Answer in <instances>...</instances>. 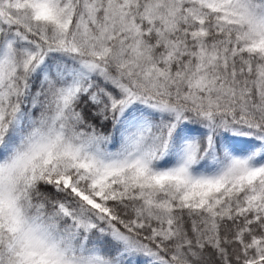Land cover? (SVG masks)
Returning a JSON list of instances; mask_svg holds the SVG:
<instances>
[{
    "label": "snow or ice",
    "instance_id": "1",
    "mask_svg": "<svg viewBox=\"0 0 264 264\" xmlns=\"http://www.w3.org/2000/svg\"><path fill=\"white\" fill-rule=\"evenodd\" d=\"M0 264H264V0H0Z\"/></svg>",
    "mask_w": 264,
    "mask_h": 264
}]
</instances>
